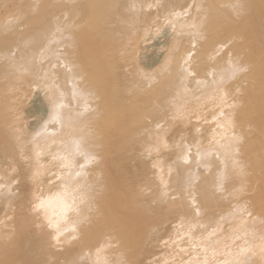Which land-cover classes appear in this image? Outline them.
<instances>
[{"label": "bare ground", "instance_id": "obj_1", "mask_svg": "<svg viewBox=\"0 0 264 264\" xmlns=\"http://www.w3.org/2000/svg\"><path fill=\"white\" fill-rule=\"evenodd\" d=\"M0 264H264V0H0Z\"/></svg>", "mask_w": 264, "mask_h": 264}, {"label": "rangeland", "instance_id": "obj_2", "mask_svg": "<svg viewBox=\"0 0 264 264\" xmlns=\"http://www.w3.org/2000/svg\"><path fill=\"white\" fill-rule=\"evenodd\" d=\"M151 176H152V174H151ZM240 200V199H239Z\"/></svg>", "mask_w": 264, "mask_h": 264}]
</instances>
